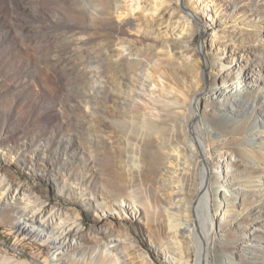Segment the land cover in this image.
<instances>
[{
    "label": "rangeland",
    "instance_id": "obj_1",
    "mask_svg": "<svg viewBox=\"0 0 264 264\" xmlns=\"http://www.w3.org/2000/svg\"><path fill=\"white\" fill-rule=\"evenodd\" d=\"M108 1L110 14H101V6L92 0H0V264L60 263L49 260L52 244L15 226L18 216L30 217L37 209L36 224L45 221L47 232L58 234L60 225L77 221L78 229L69 237L79 243L74 252L65 251L72 254L71 264H104V233L122 239L119 264H180L175 260L181 249L174 228L179 222L187 227L188 220L173 215L171 203L181 204L176 196L181 166L163 163L162 175L132 181L137 197L133 217L123 213L131 201L118 194L111 173L125 172L124 164L118 157L115 168L105 164L108 151L117 155L126 149L113 134L112 115L121 105L122 83H107L94 59L78 64L91 72V83H75L76 54L96 47L102 58L110 57L103 34L123 25L118 14L133 20L131 33L125 27L118 40L131 57L146 48L154 50L145 74L131 78L140 82L144 77L156 99L162 89L165 103L190 95L192 84L177 88L152 65L171 60L180 67L195 51L204 62L203 83H192L200 100L210 97L212 104L192 102V107L210 143V196L215 178L226 192L217 195L220 209L214 202L208 207L215 220L209 264H264V0ZM166 7L172 12L165 19L184 28L182 35L158 25L156 14ZM155 8L156 16L150 15ZM144 20L153 27L145 28ZM183 35L194 41L172 51L170 40L180 41ZM89 36L94 41L84 45ZM141 36L154 40L139 43ZM212 59L222 63L220 72L212 67ZM214 88H233L232 100L224 102L231 112L223 125L209 118L224 101L218 103L217 94L209 96ZM185 143L194 157L196 150L187 137ZM237 147L250 157L245 165L235 161L240 153L229 150ZM157 242L167 246L165 254ZM230 245L239 247L236 253ZM191 264H196L195 256Z\"/></svg>",
    "mask_w": 264,
    "mask_h": 264
},
{
    "label": "bare ground",
    "instance_id": "obj_2",
    "mask_svg": "<svg viewBox=\"0 0 264 264\" xmlns=\"http://www.w3.org/2000/svg\"><path fill=\"white\" fill-rule=\"evenodd\" d=\"M165 1L168 2V0H164L162 3ZM92 3L101 6V14L111 13L112 7L108 0H92ZM116 8L119 9L118 6ZM156 9L152 10L150 15H157L159 26L164 25L166 32L172 31L177 36L184 33V28H178V26L165 19L172 12L169 7L163 8L158 13ZM155 13L157 14L155 15ZM126 16L121 18L122 15L118 14V18L122 19L121 22H123V25L116 27L113 32L108 31L103 34L105 48L109 52L110 57L102 58L101 49L96 47L90 48L91 50L89 51H84V54L78 53L75 55L73 59L75 83H91V77L89 76L91 72L78 67V64H88L91 59H94L98 63L100 72L106 78L107 83H122L123 90L118 95L121 105L117 112L113 111L114 113L112 115L115 117V132L113 134L114 137L118 138L120 144H124L126 149L117 155L108 151L106 153L105 164L109 168H115L117 164L116 157H118L121 164H124L125 172L115 171L111 173V178L116 182L118 194L131 201L124 205L123 213L133 217L132 213L135 209L133 204L137 201V197L135 188H133L134 182L132 181L140 179V177L153 179L160 176V174L162 175L165 172V168L161 167L163 163L181 166V170L177 174L180 185L177 186L178 191H176V196L180 197L181 204L171 203V209L173 215L180 213L185 216L188 220V225L182 228L179 222L174 228V238L177 241L176 243L180 244L181 249L180 254L175 257V260L180 261V264H191L192 257L195 256L196 264H209V249L211 243L214 244L213 233L215 220L212 214H208V207L212 206V202H214V206L220 209L222 205L217 201V195L218 193L226 195V192L222 189L220 190L221 185L215 184V182H218L217 178H215L211 183L214 195L212 198L210 196L208 183L211 182L209 181V179L211 180V176L208 175L206 166L210 158V143L206 137V128L203 127L201 118L197 114L198 110L192 107V102H195L196 106L201 101L205 104H212L210 97H204L200 100L197 89L192 83L194 80H196L198 85L203 83L204 62L199 57L198 52L195 51L191 54L192 59L190 61H184L183 66L180 67L176 66L171 60L166 65H152L151 67L154 71H163L177 88H182L183 83L192 84L190 95L185 93L184 97H174L168 103H165L160 99V97L165 96V91L162 89L156 99L152 85L143 81L145 80L144 77H142L140 82L131 78L132 76L145 74L144 71L148 66L147 61L153 55L154 50L146 48L137 54L138 57L133 58L131 57V51L126 48V45L118 42L120 39L119 31L124 30L125 27H127L128 33H131L133 30V20ZM94 23H98V20H95ZM143 25L145 28L153 27L148 20H144ZM191 37L190 35H183V39H180V41L177 38L181 37L171 39L172 51L185 48L187 46L186 44L192 43L194 39ZM151 40H154V38L141 36L137 39V42L145 43ZM93 41L94 36H89L84 45H91ZM207 62L208 60L205 64ZM214 66L218 68V72L223 69L222 63L216 59H212V67ZM86 86L87 84H83L81 87ZM232 89L229 91L227 89H215V92L209 95L212 98L213 95L217 94L216 99L218 103L221 98H224L221 106L219 108L217 107L218 109H213L215 114L209 117L211 123L223 125L225 122L223 120L230 118L231 109L224 102L232 100ZM111 97L110 94L104 95L105 99H111ZM218 130L224 132L223 127L219 126ZM186 137L196 150L194 157L191 156L190 147L185 143ZM229 150H233L232 152L235 154L240 153L238 157L241 159L235 160L237 163L245 165L249 162L250 157L243 149L237 147L236 150ZM26 201V207L29 208L32 206L33 202L30 200V197L26 198ZM38 210H35L30 217H25L22 214L18 216L15 221V226L25 231L29 236H34L36 239H44V242L52 244L54 250L52 257L49 258L50 261L59 259L60 263L58 264H71L72 254L67 255L65 251L74 252L77 248L76 243L79 242H73L74 239L69 237L72 232L75 233L77 231V221L67 222L65 223L67 225L64 224L65 227L60 225L63 229L60 232L58 231V234L47 232L45 221L42 225L36 224V217L40 214L37 212ZM102 215L113 216L114 213L103 211ZM100 241H102L103 256L105 257L103 263L109 264L111 262V264H119L120 260L117 249L120 247L122 239L104 233ZM157 245L161 246L162 253L165 254L167 246L164 247L159 242H157ZM258 246V243L254 245V247ZM230 249L236 253L239 247L230 245ZM60 254L61 256L59 257Z\"/></svg>",
    "mask_w": 264,
    "mask_h": 264
}]
</instances>
